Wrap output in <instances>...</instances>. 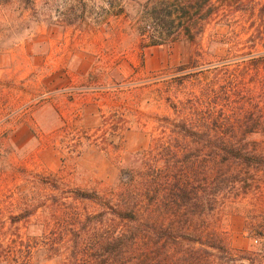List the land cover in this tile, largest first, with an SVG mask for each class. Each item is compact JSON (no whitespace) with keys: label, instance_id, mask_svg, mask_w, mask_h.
<instances>
[{"label":"rangeland","instance_id":"rangeland-1","mask_svg":"<svg viewBox=\"0 0 264 264\" xmlns=\"http://www.w3.org/2000/svg\"><path fill=\"white\" fill-rule=\"evenodd\" d=\"M108 2L0 0V220L27 197L57 194L45 183L53 176L62 190L116 188L130 154L156 146L154 118L173 115L168 97L193 96L214 118L252 113L246 123L262 125L264 0H213L217 13L196 41L145 49ZM247 138L264 144L263 134ZM257 174L260 189H242L216 211L233 255L244 256L233 264H264V170ZM58 201L60 211L71 199Z\"/></svg>","mask_w":264,"mask_h":264},{"label":"trees","instance_id":"trees-1","mask_svg":"<svg viewBox=\"0 0 264 264\" xmlns=\"http://www.w3.org/2000/svg\"><path fill=\"white\" fill-rule=\"evenodd\" d=\"M108 5L144 49L181 37L194 42L217 13L213 0H109ZM262 20L264 26V13ZM58 21L54 24L65 25ZM167 100L173 115L154 118L160 129L153 138L155 151L132 152L116 188L62 190L53 176L45 183L57 194L40 203L27 197L8 221L0 220V264L52 259L61 264H221L219 254L226 255L227 264L244 259L235 258L215 216L242 189H260L264 144L247 137L264 135V120L254 128L246 123L252 113L214 118L209 109L199 111L193 96ZM62 197L71 202L59 211ZM34 226L43 227L41 235L29 234Z\"/></svg>","mask_w":264,"mask_h":264}]
</instances>
